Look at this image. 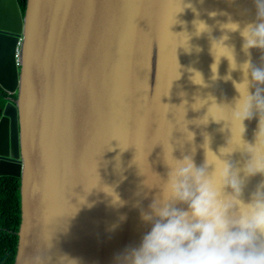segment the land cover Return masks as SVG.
I'll use <instances>...</instances> for the list:
<instances>
[{
	"label": "water",
	"instance_id": "1",
	"mask_svg": "<svg viewBox=\"0 0 264 264\" xmlns=\"http://www.w3.org/2000/svg\"><path fill=\"white\" fill-rule=\"evenodd\" d=\"M256 16L254 0H27L24 13L18 0H0V89L6 100L0 178L21 180L14 264H32L36 256L45 264H115L125 250L138 248L151 230L141 212H149L161 193L145 181L158 182L153 173L167 179L168 142L176 158L192 155L199 167L207 135L217 156L243 168L249 157L242 150L219 151L231 138L230 123L196 121L212 104L209 96L235 107L239 93L232 81H243L239 65L249 59L240 30ZM198 22L207 30L197 34ZM230 22L240 30L223 27ZM224 36L237 69L230 71L222 56L229 53L217 45L222 57L213 80L212 41ZM250 54L254 66H264V52L253 48ZM189 69L199 71L207 87L194 84ZM196 98L207 101L198 110L192 107ZM210 114L230 118L227 109ZM243 123V140L255 143L258 114ZM185 124L194 133L191 142ZM262 179H247L245 202ZM106 186L122 205L113 203Z\"/></svg>",
	"mask_w": 264,
	"mask_h": 264
},
{
	"label": "clouds",
	"instance_id": "2",
	"mask_svg": "<svg viewBox=\"0 0 264 264\" xmlns=\"http://www.w3.org/2000/svg\"><path fill=\"white\" fill-rule=\"evenodd\" d=\"M254 4L256 22L248 23L242 30L239 23L223 25L233 32L240 30L244 40L243 51L249 56L239 65L243 81H232L239 99L232 108L217 104L215 97L209 96L212 104L205 116L196 121L206 125L211 117L216 122H229L232 135L227 147L220 148L221 156L240 149L249 158L243 168L235 167L230 160L222 159L209 148L210 138L205 135V142L201 145L205 149V161L198 167L192 155L176 158L173 146L169 142L167 146L163 145L164 163L169 169L167 179L162 181L152 172L158 177V182L149 184L145 181L149 188H161V193L149 205L150 211L141 212L142 219L151 224V230L143 236L138 248L118 255L115 264H264V179L256 186L248 202L242 199L247 179L257 174L264 177V66H254L250 58L253 48L264 52V0H254ZM206 30L203 22L197 23V34ZM227 39L224 36L212 41L216 60L211 66L213 80L218 79V64L222 56L229 60L230 71L237 69L232 49L224 44ZM217 45L227 49L229 55L218 58L215 52ZM261 60L264 61V56ZM189 71L193 72L191 80L194 84L207 87L199 71ZM224 79L232 78L229 74ZM250 87L255 88L254 93H250ZM205 103L206 100L196 98L192 107L198 110ZM213 108L227 109L230 118L215 119L210 114ZM254 112L259 116V130L255 143H247L243 140V122L251 120ZM233 125L238 135L233 132ZM182 130L187 133L188 141L194 140V133L188 131L186 124ZM192 152L194 155L195 148ZM134 162L137 163L136 157ZM140 170L144 174L141 167ZM103 191L113 197V203L123 204L111 188L106 186ZM32 264H45V258L36 256L32 258Z\"/></svg>",
	"mask_w": 264,
	"mask_h": 264
},
{
	"label": "trees",
	"instance_id": "3",
	"mask_svg": "<svg viewBox=\"0 0 264 264\" xmlns=\"http://www.w3.org/2000/svg\"><path fill=\"white\" fill-rule=\"evenodd\" d=\"M27 0H18L22 13ZM0 89V116L6 100ZM21 180L16 177L0 178V264H14L21 224Z\"/></svg>",
	"mask_w": 264,
	"mask_h": 264
},
{
	"label": "snow or ice",
	"instance_id": "4",
	"mask_svg": "<svg viewBox=\"0 0 264 264\" xmlns=\"http://www.w3.org/2000/svg\"><path fill=\"white\" fill-rule=\"evenodd\" d=\"M238 131V130H237Z\"/></svg>",
	"mask_w": 264,
	"mask_h": 264
}]
</instances>
